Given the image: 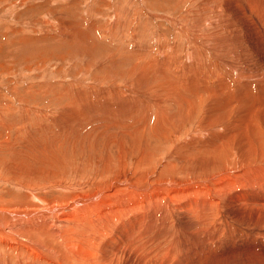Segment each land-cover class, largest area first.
<instances>
[{"label": "bare ground", "instance_id": "6f19581e", "mask_svg": "<svg viewBox=\"0 0 264 264\" xmlns=\"http://www.w3.org/2000/svg\"><path fill=\"white\" fill-rule=\"evenodd\" d=\"M177 3L168 12L146 10L174 31L172 39L159 32L156 54L149 46L156 29L149 21L136 18L123 32L130 23L127 3L102 29L117 43L129 41L139 49H131L129 93L78 94V102L71 100L78 103L76 111L67 106L59 112L58 133L48 128L44 141L33 137L31 127L18 126L15 133L29 137L20 143L5 126L0 145L23 157L3 163L0 182L22 194L0 196V264H185L175 263L182 260V255L175 259L181 253L175 243L187 239L174 240V233L182 235L178 217L183 216L195 222L194 238L205 234L218 259L231 256L217 243L220 236L233 241L230 235L261 233L242 224L239 215L245 208L257 217L264 208V0ZM182 3L181 12L172 14ZM122 51L131 57L130 49ZM83 103L118 110L112 115L117 128L104 142L103 128H91L97 132L91 141L92 130L81 133L86 117L101 110ZM73 135L82 147L70 154L66 141ZM88 142L85 151L82 144ZM52 143H58V159L36 160V153ZM214 217L220 228L209 226Z\"/></svg>", "mask_w": 264, "mask_h": 264}, {"label": "rangeland", "instance_id": "374dc122", "mask_svg": "<svg viewBox=\"0 0 264 264\" xmlns=\"http://www.w3.org/2000/svg\"><path fill=\"white\" fill-rule=\"evenodd\" d=\"M126 1L127 0H0V123H3L0 124V141L5 138V135H3L4 129H6L8 125V127L12 128L10 133L11 138H15L16 140L19 138L18 141L20 143L24 140L27 141V139L29 141V137H27V135L25 136L26 133L23 134L24 132L22 131L15 133V129L18 126L24 128L31 127L30 129L32 132H34V134L36 133L33 135V137L36 136L37 138L35 139L39 140H41V138L44 136V132H47L48 128L50 129L52 127L51 129L54 128L53 130H57L56 132L58 133V113H64L65 110L68 111L69 109H66L67 106H70L69 108L73 107L71 112H73V110L76 111L75 108L78 107V103L71 104V100H76V102H78V94L85 93L84 95L88 94L87 96H92L94 93L98 94L100 92L103 93V95L108 94V97H111V95H115V93L116 95L118 93L123 94L125 90L126 93L130 92V87H132L131 81L133 80H131V76H127V70L135 63V58H133V54L135 53H133L131 49H137L135 48L136 44L134 43V45H132L129 41L125 43H117V41H119L118 39L112 40L109 34L102 32V29L109 26L108 22L111 19V16L115 14L117 16L118 11H121L122 6L127 3L126 6L130 7V11L127 13L130 14L131 12V14L128 15L130 17H127V14L124 12V16L127 17V19H130V23H128L127 26H124L125 29H123V32L125 33V31H129V27L133 26L137 19L149 21L151 27L154 28L153 30L156 29V32L154 31V37L149 42V46H152L153 48L155 47L154 50L152 49V52L156 54L155 45L158 43L156 38H158L159 32H163L164 36L172 39L174 36V31L165 20H162V22L153 15H147L146 10L147 12L158 11L163 13L165 12L164 10L168 12L172 5L174 6L178 3L177 0ZM120 5L122 6L120 7ZM184 7L185 6L182 3V6H179L177 10L175 9L176 11L172 10V14H178V12H181ZM114 20L116 22V19ZM68 34L70 36H68ZM129 49L131 52V57L128 53L127 55L126 52L125 54L122 53V50L126 51ZM137 50L139 51V49ZM246 52L248 53V51ZM105 54L107 57L103 56ZM253 55L255 56L256 53H253ZM108 59L109 61H112L109 62ZM123 70L126 71V73H123ZM137 79L139 81V78ZM98 81L100 83H98ZM110 81L111 83L113 82L116 87L111 84ZM141 81L142 80L140 79V83H142ZM74 96L76 98H73ZM83 106L87 108L91 106L92 108L101 109L99 106L93 107L94 104L83 103ZM113 110H104L102 107V109L99 110L101 113L98 111L100 118L96 115L97 113L95 114V112H93V115L91 114L87 116L86 119L88 118V121L85 119L83 123L85 121L86 123L89 122L87 124L88 127L86 123H82L84 127H80V131H82L81 133L83 134L84 131L90 132L92 129H94V127L100 130L103 128V131H105L103 133H106L107 135L100 138V140L101 142H104L105 139L107 140L109 134H111L112 131L114 132L117 128H115L113 122V120H116V118L114 119L115 116L112 115H117L118 110H116V108H113ZM108 112L112 113L109 114ZM101 116L106 118V121ZM92 119H94V121H92ZM104 121L106 123L108 122L109 126L104 125ZM96 123L97 125L99 123V126H97ZM101 123L107 129L100 125ZM42 124L44 125L41 126ZM91 124L94 125L92 126ZM45 125L47 127H45ZM34 126H36V128ZM85 127L88 128V130L85 129ZM35 129H40L42 131L41 134L43 135L38 136L39 134L35 131ZM108 130L109 132L107 133L106 131ZM94 133V130H92L90 135L87 137L89 139L87 141H91V139L95 138L94 136H96L95 134H97V132L95 134ZM56 136H58V134ZM56 136L55 138H57ZM45 137L47 138L48 136L46 135ZM70 137L72 139L70 138L67 140L68 142L66 141V143H69L70 145L72 144L70 147L69 144H67L66 148L67 151L69 150L68 152L81 146L79 145L80 140L76 138V136L73 135ZM46 138L44 140H46ZM44 140L42 138V141ZM84 144H82L83 149H85V151H89L87 145H89L90 142H88V144ZM2 145H4V147ZM6 146V144L0 145V169L7 159L12 157V159H9L7 162L12 160L16 162L19 160L18 157H23L22 154H19L21 151H18V154L17 152L15 153L17 156L16 158L13 153L15 148H7ZM49 146H46V149L42 148L40 153H36L35 159L42 160L44 157L46 159H58V143L56 146L53 143ZM70 154H72V152H70ZM112 154L116 155L113 152ZM3 169L5 168L3 167ZM4 173L6 175L8 174L6 170H3L2 174ZM21 194L22 192L17 190L15 187L7 184H1L0 182L1 197L19 199L21 198ZM46 197L49 198V194H46ZM248 203H250V201ZM184 205L187 207L190 206L187 201L184 202ZM222 210H224L223 212L226 214L230 213V210L225 208ZM262 211L263 215L258 214V216L255 217V215L243 208L239 215V219L241 220L242 224H250L253 228L262 230L258 236H255V233H249L251 235H245V233L235 234L234 236H237L236 238L232 237L233 235H230L231 237L229 236V240L233 238L237 241V244H235L236 241L234 243V240H231L232 243L231 241H228V236H223V238L220 236L221 241L219 237V242H217V239L214 240V242L216 241L219 243L220 248L228 251L231 255L230 257L223 259L216 258L215 253L212 251L210 252L209 248L212 244L210 243L209 239L207 244V237H205L204 233L195 234L196 238L193 237L194 235L191 233V230L194 228L195 222L187 219L184 216L178 217V223L182 235H179V231L176 232L177 230H174L176 232V234L174 233V240L175 242L180 240V243H182L184 242V238L187 239V242L182 243L183 245L179 244V242L175 243V249L181 250V253L175 255V259L182 255V260L175 261L174 259L173 263L174 261L175 263L178 261H183L185 264H264V208ZM191 213L192 211L189 212V214ZM215 218L217 217L212 218L208 222L209 226H213L214 223L215 227L220 228V222H218V218ZM208 223L206 222L205 225ZM184 234H187V236ZM249 236H252L254 239H249ZM202 238L205 240H202ZM199 239H201V242ZM203 241L206 243H203ZM216 242L215 245H218ZM198 244L201 246V248L204 246V250L201 249ZM197 246H199V249L204 252L198 250ZM205 246H207L209 250H207ZM219 246H217V248ZM184 248L186 250H184ZM195 252H199V254ZM203 253H206L208 256L206 254L204 255ZM196 255L199 256L196 257ZM191 257L192 262L189 260ZM198 257L200 259H198ZM197 260H199L198 263ZM240 260L241 262H239ZM217 261L218 263H215ZM222 261L225 262L223 263Z\"/></svg>", "mask_w": 264, "mask_h": 264}]
</instances>
